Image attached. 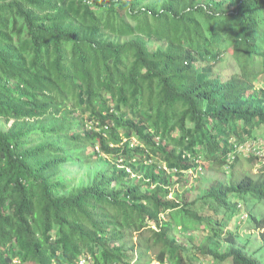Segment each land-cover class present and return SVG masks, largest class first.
<instances>
[{
  "label": "trees",
  "instance_id": "16d2710c",
  "mask_svg": "<svg viewBox=\"0 0 264 264\" xmlns=\"http://www.w3.org/2000/svg\"><path fill=\"white\" fill-rule=\"evenodd\" d=\"M228 56L264 66V0H0V263L264 264V174L191 199L162 167L172 141L255 163L238 147L264 143V96L222 80Z\"/></svg>",
  "mask_w": 264,
  "mask_h": 264
},
{
  "label": "clouds",
  "instance_id": "9594fccd",
  "mask_svg": "<svg viewBox=\"0 0 264 264\" xmlns=\"http://www.w3.org/2000/svg\"><path fill=\"white\" fill-rule=\"evenodd\" d=\"M222 58H224L225 60L221 63H226V61L229 60L230 56H228L227 59L225 57H222ZM234 62L236 64V70L232 73H229L228 75H225V77H222V80H226V79L228 80V79L232 78L234 75H236V77H238V79L241 80V82L243 83V86L246 87V89H243V91L241 92L244 97H246V96L249 97L250 95L257 96L259 94H261V96H264V72H263L264 66L262 63V57L261 56L255 57V60L253 62H251V61L248 62V65L246 68H243L244 61H240L241 63L237 62V61H234ZM220 64H218V65H220ZM221 75H222V73H221ZM251 85L253 86L252 88H251ZM231 141H233V140H231ZM133 142L140 143V142H138L137 138H133ZM251 144H253V148H251L249 150H244L245 147H247ZM257 144H260V146H256ZM169 145L170 146H168L167 160H166V162H164L162 164V167H164L166 170H169V171L174 170L175 172H181L184 175L183 179H178V175H176L177 183L175 185H177L176 188L181 186V189L179 187L180 191H183L184 188H190V190H189L190 192H189L188 197H190L191 199H194L198 196H201L203 194V192L205 191V189L207 188V186L212 185L214 182L224 181L223 176H218L217 173L224 174L226 176L225 177L226 179L228 176V174H226V172H228L230 175L232 174V172H234L232 177H234L235 175L241 176L244 173H247L248 175L264 174V143H263V141H261V142L258 141L256 143L247 142V143L240 145L238 147V150L240 152L245 153V155H247L248 157L249 156L254 157L255 163L253 164V163L244 162V163L240 164L238 167H236V170L233 168V166H231L232 165L231 163L229 166L226 164L225 168H218V167H216V164H211V162H210L211 160L207 159L206 155H198V156L195 155L196 156L195 157L194 153L190 149L179 146L176 141H174V142L172 141ZM169 151L171 152V157L173 159L176 155H182L187 163H191L192 161H195V163L197 165L195 167L189 166V167H184V168H179L177 166H174L173 165V159H171V157L169 156ZM228 157L233 159L232 156H228ZM204 170L213 171V172H215V173L217 172V173H216V177L213 178L212 181H209L208 183L204 184V186H203L202 172ZM255 171H257V172H255ZM230 179H228L227 181H229ZM227 181H225V182H227ZM192 182H194L196 184H193ZM260 204H264V203L262 201H259V203H256L255 213H257L258 215H260L262 213V215H263L264 214V208L259 209V207L262 206ZM258 209H259V212L257 211ZM248 217H250V213L244 212L242 215V221H241L242 226H244L245 222H247L246 220H248ZM248 224L250 227H252L253 223L251 222ZM153 227H155L157 229L156 226H153ZM176 228L178 229V226ZM241 228H243V227H241ZM253 229H254V227H253ZM179 230H181V226L178 230H174V233L176 235H178V233H179L181 236H183L182 233L179 232ZM256 230H258V229H256ZM180 235H178V236L180 237ZM181 240H184V239H181ZM130 241H132V240L130 239ZM14 242H15L13 245L14 248L15 249L19 248V246H17V245H19L17 238H14ZM132 243L135 244L134 242H132ZM22 247L24 248L25 245H22ZM5 248L6 247L4 246L3 248H1V250L5 249ZM137 249L138 250L135 251V253H134L135 256L133 258V261L135 260V262L139 261V259L142 256V253L144 252V251H141L138 247H137ZM135 250H136V248H135ZM17 253H19V255L13 257V259H12L13 264H31L33 262L32 257H28V256L24 255V252H22V253L17 252ZM0 264H2V263H0ZM205 264H208V263L205 262Z\"/></svg>",
  "mask_w": 264,
  "mask_h": 264
},
{
  "label": "rangeland",
  "instance_id": "374dc122",
  "mask_svg": "<svg viewBox=\"0 0 264 264\" xmlns=\"http://www.w3.org/2000/svg\"><path fill=\"white\" fill-rule=\"evenodd\" d=\"M217 68H218V70L222 73V77H225V75H228L229 73H232V72H234L235 70H236V64H235V62H234V60L232 59V58H229V60H227L226 61V63H221L220 65H218L217 66ZM13 122V120L12 121H10V123L9 124H11ZM256 146H260V144H257ZM251 148H253V144H251V145H249V146H247V147H245L244 148V150H249V149H251ZM65 168H67V169H69L70 171H71V174H70V176H72V177H76V178H78V177H81L82 175H83V173H82V170H85V169H91L90 167H88V166H86V165H72V166H70V165H67V166H65ZM258 171V170H257ZM257 171H255V172H257ZM67 173V172H66ZM217 173V172H216ZM216 173L215 172H213V171H206V170H204L203 172H202V181H203V186H204V184H206V183H208L209 181H212V179L213 178H215L216 177ZM73 174V175H72ZM217 175L218 176H223V180L224 181H227V179L225 178L226 176L224 175V174H222V173H217ZM204 177V178H203ZM77 182V180L75 179V183L74 184H77L76 183ZM193 184H196V183H194V182H192ZM180 187V189H181V186H179ZM178 187V188H179ZM174 194H173V192H171L170 193V197H172ZM260 205H262L261 207H259V209H263L264 208V204H260ZM259 209L257 210L258 212H259ZM260 215H262V213L260 214ZM189 225H190V222H189ZM199 227H201V226H199ZM198 227V228H199ZM180 228V226L178 225V229ZM242 230V232L243 233H245V232H254V234H253V236H254V241L255 242H257L258 241V239H259V233H260V230H256L255 228L253 229V227H250L249 226V224L247 225V227L244 225L243 226V228L241 229ZM256 230V231H255ZM178 235H180L179 233H178ZM256 235V236H255ZM180 238L181 239H184V240H186V237H184V236H181L180 235ZM131 240H132V242H134L136 245H135V248H136V251L138 250L137 249V247L141 250V251H144V249H145V240L143 241L142 240V236H140L138 233H134V237H131ZM249 246H251V248H254V243L252 244V245H249ZM148 253H149V258H151L152 260L148 263V264H158V262L156 261V260H154L153 258L155 257V251H148ZM257 254H258V256H259V253L257 252ZM138 256V255H137ZM140 256V255H139ZM133 263L135 262V260L134 261H132ZM79 264H85L84 263V261H81ZM139 264H143L142 262H140Z\"/></svg>",
  "mask_w": 264,
  "mask_h": 264
}]
</instances>
